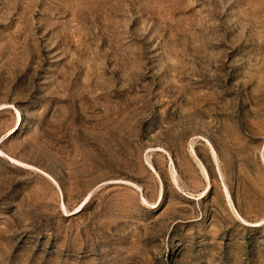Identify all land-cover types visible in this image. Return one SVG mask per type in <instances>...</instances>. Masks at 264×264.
<instances>
[{"label": "rangeland", "instance_id": "obj_1", "mask_svg": "<svg viewBox=\"0 0 264 264\" xmlns=\"http://www.w3.org/2000/svg\"><path fill=\"white\" fill-rule=\"evenodd\" d=\"M0 264H264V0H0Z\"/></svg>", "mask_w": 264, "mask_h": 264}, {"label": "bare ground", "instance_id": "obj_2", "mask_svg": "<svg viewBox=\"0 0 264 264\" xmlns=\"http://www.w3.org/2000/svg\"><path fill=\"white\" fill-rule=\"evenodd\" d=\"M228 199H229V198H228ZM228 203H229V202H228ZM229 204H230V207L232 208V210L234 211L235 215L238 216V214H237V213L235 212V210L233 209L231 202H230ZM78 209H79V208H78ZM74 211H75V210H74ZM74 211H73V212H74Z\"/></svg>", "mask_w": 264, "mask_h": 264}]
</instances>
